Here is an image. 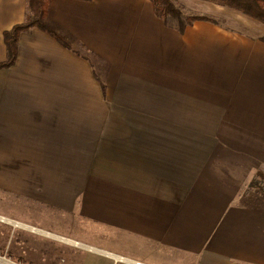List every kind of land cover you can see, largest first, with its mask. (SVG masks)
Listing matches in <instances>:
<instances>
[{
    "label": "crops",
    "instance_id": "obj_1",
    "mask_svg": "<svg viewBox=\"0 0 264 264\" xmlns=\"http://www.w3.org/2000/svg\"><path fill=\"white\" fill-rule=\"evenodd\" d=\"M187 3L211 21L52 0L56 36L21 34L0 69V264H43L30 239L100 264H264V23ZM26 13L0 0V64Z\"/></svg>",
    "mask_w": 264,
    "mask_h": 264
},
{
    "label": "trees",
    "instance_id": "obj_2",
    "mask_svg": "<svg viewBox=\"0 0 264 264\" xmlns=\"http://www.w3.org/2000/svg\"><path fill=\"white\" fill-rule=\"evenodd\" d=\"M89 2L91 0H81ZM155 14L166 23L172 19L180 32L196 21H211L204 16H191L184 19L183 11L175 4V0H151ZM212 4L228 7L242 12L246 16L264 23V0H204ZM52 0H27L26 19L22 24L16 25L4 33V41L8 50V57L0 64V69H8L15 65L19 53V39L22 33L41 29L50 34L54 33L48 23ZM105 88V87H104Z\"/></svg>",
    "mask_w": 264,
    "mask_h": 264
},
{
    "label": "rangeland",
    "instance_id": "obj_3",
    "mask_svg": "<svg viewBox=\"0 0 264 264\" xmlns=\"http://www.w3.org/2000/svg\"><path fill=\"white\" fill-rule=\"evenodd\" d=\"M197 10L198 9L194 5H190L189 3H187L185 6L182 7L184 19H187L188 17H191V16H199L200 13ZM60 230L64 232L63 229H60ZM9 235H11V230H9ZM18 240L19 239L15 235L13 239V244H12L13 251L16 250ZM33 242L34 241H32V239L28 241L29 243L28 248H30L31 250L33 249L37 250L35 257L45 259L46 261L43 264H68V263L69 264L71 263L80 264L82 261L81 260L82 255H84L85 258L87 257V259H89V262L87 264L105 263V262H101L100 260H96L95 258H93L94 256L88 253L82 254L83 252L82 250H74L73 248L65 247L60 244L49 246L48 244L45 245V244L33 243ZM67 242L71 243L70 241H67ZM73 244L76 245V243H73ZM62 260H66L67 262L63 263ZM90 261L92 263H90ZM0 262H2L1 259H0Z\"/></svg>",
    "mask_w": 264,
    "mask_h": 264
},
{
    "label": "built area",
    "instance_id": "obj_4",
    "mask_svg": "<svg viewBox=\"0 0 264 264\" xmlns=\"http://www.w3.org/2000/svg\"><path fill=\"white\" fill-rule=\"evenodd\" d=\"M0 259H1V257H0Z\"/></svg>",
    "mask_w": 264,
    "mask_h": 264
}]
</instances>
